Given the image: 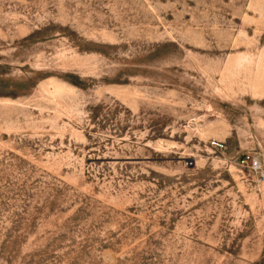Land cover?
I'll list each match as a JSON object with an SVG mask.
<instances>
[{
  "label": "rangeland",
  "instance_id": "1",
  "mask_svg": "<svg viewBox=\"0 0 264 264\" xmlns=\"http://www.w3.org/2000/svg\"><path fill=\"white\" fill-rule=\"evenodd\" d=\"M243 150L264 0H0V264H264Z\"/></svg>",
  "mask_w": 264,
  "mask_h": 264
},
{
  "label": "built area",
  "instance_id": "2",
  "mask_svg": "<svg viewBox=\"0 0 264 264\" xmlns=\"http://www.w3.org/2000/svg\"><path fill=\"white\" fill-rule=\"evenodd\" d=\"M210 143L216 148L225 147L224 142L219 139H211ZM234 161L242 172L247 171L254 174L258 179H264V161L257 152L243 150L234 155Z\"/></svg>",
  "mask_w": 264,
  "mask_h": 264
}]
</instances>
